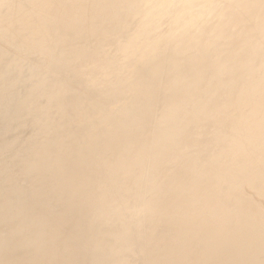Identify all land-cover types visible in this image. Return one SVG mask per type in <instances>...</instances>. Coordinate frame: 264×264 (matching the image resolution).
I'll return each instance as SVG.
<instances>
[{
	"label": "rangeland",
	"instance_id": "obj_1",
	"mask_svg": "<svg viewBox=\"0 0 264 264\" xmlns=\"http://www.w3.org/2000/svg\"><path fill=\"white\" fill-rule=\"evenodd\" d=\"M224 1L0 0V264H264V149L245 177L203 149L217 93L249 115L264 81L197 44Z\"/></svg>",
	"mask_w": 264,
	"mask_h": 264
},
{
	"label": "bare ground",
	"instance_id": "obj_2",
	"mask_svg": "<svg viewBox=\"0 0 264 264\" xmlns=\"http://www.w3.org/2000/svg\"><path fill=\"white\" fill-rule=\"evenodd\" d=\"M188 1L182 0V3ZM216 3L220 4L221 2L216 1ZM223 6L227 7L220 12L221 14L214 13L218 9L216 4L210 6L212 10L206 8V10L195 12L198 24L195 32L197 44L203 43L208 31L214 27L217 29L215 41L217 42V48L222 51L221 55L223 53V55L238 53L237 56H243V65H247L248 67L256 65V72L251 73L249 77L250 81L258 73L264 76V39H261L264 38V0H232L231 2L227 0L223 2ZM230 10H232L231 13H229ZM244 11L246 12L245 15ZM224 12H227V14H223ZM252 24L255 25L252 27ZM248 25L250 26L249 29ZM243 35H245L244 42L235 43L238 37H242ZM256 35H260V41H248L249 37H255ZM230 41L234 42L233 47H231ZM226 42H228L229 46ZM253 49H256L257 52L254 54L247 53ZM255 90L258 92L257 105L249 110V115L246 113L247 105L256 92L251 93L245 85H241L238 91L245 98L240 102L239 100L232 99L229 93L219 91L217 99L222 100L223 103L216 105L212 114H206L209 121L205 130L202 131L207 134V138L203 141V143H206L203 146L205 151H218L217 154L220 155L225 150L222 148L223 145L230 143L231 147L228 150L237 149L238 152H241L245 156V159L233 167L239 177H245L252 173V153L264 149V133L261 131L264 127L262 122V119H264V81H260V84L257 83ZM234 112L236 113L234 114ZM2 115L0 114V118ZM246 120H248V125L251 126L245 127ZM201 129L202 126L199 127L198 125L189 136H195V131L200 132ZM189 143L197 146L193 137H190ZM226 161H229V159ZM259 220L262 219L257 218L251 221L258 222ZM244 221L250 220L245 219ZM254 235V231L247 230L246 237ZM7 245L10 246L11 243L5 240L0 241V246L4 247V249H8V247H5Z\"/></svg>",
	"mask_w": 264,
	"mask_h": 264
}]
</instances>
